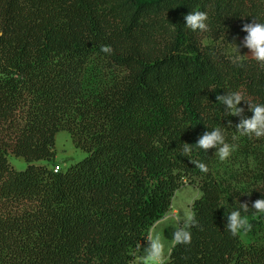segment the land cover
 <instances>
[{
	"label": "trees",
	"instance_id": "16d2710c",
	"mask_svg": "<svg viewBox=\"0 0 264 264\" xmlns=\"http://www.w3.org/2000/svg\"><path fill=\"white\" fill-rule=\"evenodd\" d=\"M197 10L206 32L185 25ZM255 18L264 0H0V264H132L186 185L202 191L199 226H182L191 243L164 264H264V214L241 211L247 233L226 229L245 193L264 198V138L239 136L241 117L216 100L264 104V66L230 59L234 30L246 37ZM215 128L235 145L228 159L195 146L185 157ZM63 131L87 156L55 172Z\"/></svg>",
	"mask_w": 264,
	"mask_h": 264
},
{
	"label": "clouds",
	"instance_id": "9594fccd",
	"mask_svg": "<svg viewBox=\"0 0 264 264\" xmlns=\"http://www.w3.org/2000/svg\"><path fill=\"white\" fill-rule=\"evenodd\" d=\"M208 19V14L199 10L189 12L184 17L185 25L194 32L208 31ZM242 30L247 33L244 39V46L250 50L251 57L264 66V23L259 22V20L255 18L254 22L244 24ZM231 45L234 46L236 51V54L230 57L231 62L242 67L243 60L248 56L241 55L237 45ZM101 51L111 54L113 50L110 46L105 45L102 47ZM216 100L226 106V115L241 117L240 123L235 125V129L239 136L264 138V104H254L245 100L244 96L239 91L230 92L227 95H217ZM242 100L247 102L249 111L253 113L250 118L244 117V108L238 107ZM229 127H231V121H229ZM233 139H236V137L234 136ZM193 146L205 151H208L210 148H216V154L221 161L228 159L235 150V145L226 142L225 134L221 128H215L205 132L195 144L184 143L183 153L185 157L191 155ZM190 162L194 164L195 167L199 168L201 172H208V167L204 163L196 160H190ZM249 209L248 204L240 203V210H234L227 215L228 223L226 229L233 237L251 231L252 225L247 216L241 214V210L247 213ZM251 209H254L255 213L264 214V198L257 199L252 204ZM185 216V222L188 227L199 226L194 213L188 212ZM148 240L150 244L147 249V259L151 261L152 264H164V245L158 237L149 235ZM174 241L176 244H190V231H188L186 227L178 228L174 232Z\"/></svg>",
	"mask_w": 264,
	"mask_h": 264
},
{
	"label": "rangeland",
	"instance_id": "374dc122",
	"mask_svg": "<svg viewBox=\"0 0 264 264\" xmlns=\"http://www.w3.org/2000/svg\"><path fill=\"white\" fill-rule=\"evenodd\" d=\"M234 31L235 32L231 37L232 43L239 47L241 55L248 56L246 58H252L250 50L244 46L245 37L240 32H238L239 30L236 29ZM56 150L57 159L54 163L60 165L62 169H67L69 166L83 160L87 156L84 151L76 148L70 134L65 131L59 132L57 134ZM9 160L12 166L17 170H24L27 167V163L22 158L10 156ZM41 164L47 163L41 162ZM48 165L52 166L53 164ZM237 171H241L240 168ZM251 191L252 189L250 188V192ZM248 194L249 193L244 194V197L237 202V206L240 209V203L248 204L250 209L246 214L254 215L255 210L251 209V207L256 201L255 196L252 193L249 195ZM201 196L202 191L197 186L186 185L177 191L173 199L171 210L162 219L154 224V226L147 233L146 242L136 248V250L133 252L132 264H152V262L147 259V249L150 244V241L148 240L149 235L158 237L164 245V262H166L170 257L172 248L176 244L174 241V232L178 228L186 225L185 214L188 212L193 213V203ZM242 240L245 244H249L254 242L255 238L248 234H242Z\"/></svg>",
	"mask_w": 264,
	"mask_h": 264
},
{
	"label": "built area",
	"instance_id": "2783aa9c",
	"mask_svg": "<svg viewBox=\"0 0 264 264\" xmlns=\"http://www.w3.org/2000/svg\"><path fill=\"white\" fill-rule=\"evenodd\" d=\"M53 169H54L55 172H58V171L62 170L61 166L58 165V164H55V165L53 166Z\"/></svg>",
	"mask_w": 264,
	"mask_h": 264
}]
</instances>
